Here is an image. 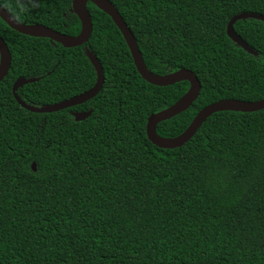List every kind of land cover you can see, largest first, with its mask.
<instances>
[{"label":"trees","instance_id":"1","mask_svg":"<svg viewBox=\"0 0 264 264\" xmlns=\"http://www.w3.org/2000/svg\"><path fill=\"white\" fill-rule=\"evenodd\" d=\"M133 33L147 68H186L201 84L184 112L160 122L182 133L221 99L264 98V22L226 33L242 12L264 16V0H110ZM17 21L76 36L72 0H0ZM89 40L66 48L21 34L0 18L11 63L0 82V264H264V109L212 114L184 145L154 146L146 123L189 88L155 86L137 72L110 16L87 3ZM101 63L104 84L83 104L50 113L42 106L90 89ZM92 113L76 121L72 111ZM36 170H32V163Z\"/></svg>","mask_w":264,"mask_h":264},{"label":"water","instance_id":"2","mask_svg":"<svg viewBox=\"0 0 264 264\" xmlns=\"http://www.w3.org/2000/svg\"><path fill=\"white\" fill-rule=\"evenodd\" d=\"M88 2H92L100 10L110 16L128 46L137 72L146 82L155 86H170L181 81L189 82V88L187 92L174 104L159 112L152 113L148 117L146 123V135L148 140L154 146L163 149H173L184 145L195 135V133L199 130L206 119H208L214 113L220 111L256 112L264 109V98L255 101L221 99L202 108L192 119L188 127L179 135L174 137L160 136L156 131L157 125L162 121L170 119L178 115L179 113L184 112L192 105V103L197 99L201 90L200 81L194 72L186 68H181L175 72L164 75H159L150 71L143 61L142 54L138 48L133 33L128 28L120 13L110 0H72V11L76 13L81 22V30L76 36H70L60 33L59 31L41 24H26L24 22H19L1 5L0 18L8 26L21 34L31 37L48 38L51 41L60 43L66 48L77 47L86 43L89 40L92 32V20L87 8ZM248 18L261 20L264 22V16L261 14L242 12L233 16L229 20L226 27V33L227 36L244 51L252 55H257V52L253 50L239 35H237L233 29L234 24L238 20H244ZM85 54L92 63L97 75L96 82L90 89L58 103L34 106L24 102L17 95L16 91L23 85L38 80V78L20 77L13 83L12 86L13 96L16 99L17 103L22 108L34 113H50L77 106L92 99L102 89V86L104 84V74L101 63L99 62L96 55H94L90 50H86ZM10 63V51L5 41L0 37V82L7 75L10 68ZM91 113L92 110L86 112L72 111L71 115L76 121H82L86 119ZM32 170H36L34 162L32 163Z\"/></svg>","mask_w":264,"mask_h":264}]
</instances>
